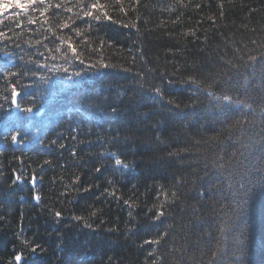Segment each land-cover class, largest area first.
Masks as SVG:
<instances>
[{
	"label": "trees",
	"instance_id": "trees-1",
	"mask_svg": "<svg viewBox=\"0 0 264 264\" xmlns=\"http://www.w3.org/2000/svg\"><path fill=\"white\" fill-rule=\"evenodd\" d=\"M18 2L0 0V264H264V0H99L121 24L95 32L93 0Z\"/></svg>",
	"mask_w": 264,
	"mask_h": 264
},
{
	"label": "snow or ice",
	"instance_id": "snow-or-ice-1",
	"mask_svg": "<svg viewBox=\"0 0 264 264\" xmlns=\"http://www.w3.org/2000/svg\"><path fill=\"white\" fill-rule=\"evenodd\" d=\"M122 0H117V3H121ZM179 2L182 4L183 3V0H179ZM45 3V0H22V2H18L16 4H14L13 6L16 7V8H20V9H23L25 11L27 10H30V9H34L36 11H39L41 13H44L45 12V9L40 7L41 5H43ZM133 3L134 5H140V0H133ZM3 7H6V4L3 5V6H0V10H2ZM54 8L56 9H60L63 6V4H56L53 6ZM104 5L100 4L99 3V0H93V2L91 3L90 5V10L88 11H85L84 12V16L85 17H89L91 19V21H94L96 22V24L93 26V31H97V30H103L107 27H110L111 25H117V24H121V22L119 20H113L112 16L108 15L107 13L104 14V16L102 17L100 15V8H103ZM196 7H200V5H196ZM221 7H223V5L221 4ZM133 12L136 11V8L133 7ZM68 11H71V9L69 8ZM121 12H123L125 15L127 14V9H123L121 8L120 9ZM221 15H223V13H221ZM137 19H139V17H137ZM105 21H109L111 22V24H106ZM32 23H35L36 21L33 20L31 21ZM0 23H3V21H0ZM85 23H88V21H85ZM67 26V25H65ZM122 27H127V28H135L137 25L135 23H124L121 25ZM5 27L8 28L9 31H12L13 28L11 26V24L9 25H5ZM139 31V30H138ZM192 35H195V32H192L191 33ZM12 38L10 36H8L7 32L4 31V30H0V40H4V41H8V40H11ZM97 39H99V37H97ZM108 42L107 41H104V40H99V44H100V47L103 48ZM72 50L73 52H75V46L72 47ZM41 55H43L41 53ZM76 59H79V57H75ZM250 60L252 61H255L257 58L256 57H249ZM262 59H264V56H262ZM36 63H39L38 61ZM80 63L83 64L84 61L83 60H80ZM229 63H231L229 61ZM97 66H101V67H104V68H108V67H115L114 65H110V64H105L103 63L102 61L99 63V64H92L90 65V67L92 68H95ZM44 68H49L51 67L53 70H55V65H52V66H49L48 64H44L43 65ZM63 71H67V69H62ZM31 72L32 75H35V72L32 71L31 69L27 70V71H24V72H20V73H12V75H19V76H26L28 75L29 73ZM76 76H80L81 73L79 71H77L75 73ZM231 78L230 77H227L224 81V83H227L228 80H230ZM188 81H191L192 83L196 84L197 87L200 86V81L198 79H196L194 76H189L188 77ZM181 82H187V81H181ZM169 83H172V81H169ZM215 83V81H214ZM209 88L211 87V85L208 86ZM11 89H12V103H16V95H18V93L16 92V85L15 84H12L11 85ZM154 91L160 96V98L163 100V93H162V90L161 88L159 87H154ZM5 99H7V97H5ZM223 99L225 100H229L231 99V97H228V96H224ZM167 104L168 105H173L175 104V102L173 100H168L167 101ZM248 107H252V105H247ZM186 107H195V105H191V106H188L186 105ZM175 108L176 109H179L180 108V105L179 104H175ZM28 111H31V109H28ZM239 123V122H238ZM17 139V137L14 135L12 136V140L15 141ZM61 147H63V145H61ZM169 155H175L174 153H169ZM45 163H48L47 161ZM117 163H120V161H117ZM125 167H127V165H125ZM97 172L100 171L99 168L96 169ZM17 179H20L19 176H17ZM79 181V177H77V182ZM111 183V182H109ZM84 191H89V189H84ZM108 195H114V193H108ZM172 196L175 197L176 200L179 199V196L177 193H172ZM37 200H39V196L36 197ZM125 204H128L129 202L127 200L124 201ZM153 207H156L155 205ZM151 211V209H150ZM56 217H59L61 216V213L59 211H56L55 214H54ZM93 215H95V212L93 213ZM131 215V213H130ZM165 215V211H159V214L157 215L156 213H153V216L155 217V219L159 220L161 217H163ZM74 219L76 220H80L82 219V217H75ZM86 227L88 228H91L92 225L91 224H87L85 225ZM111 231V230H110ZM169 233L165 232L162 236H160L158 239H154L152 241H145V243H151V244H157V245H161V241L164 240V237L168 236ZM37 247H39L37 245ZM36 249L33 248V251H35ZM15 259L17 261L21 260V256L17 255L15 257ZM215 259V256L213 255V260Z\"/></svg>",
	"mask_w": 264,
	"mask_h": 264
}]
</instances>
